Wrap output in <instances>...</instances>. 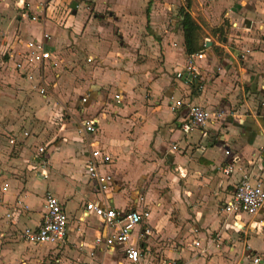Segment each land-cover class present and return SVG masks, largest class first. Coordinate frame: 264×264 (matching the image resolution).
Listing matches in <instances>:
<instances>
[{
  "label": "crops",
  "instance_id": "crops-1",
  "mask_svg": "<svg viewBox=\"0 0 264 264\" xmlns=\"http://www.w3.org/2000/svg\"><path fill=\"white\" fill-rule=\"evenodd\" d=\"M73 3H77L76 10ZM23 4L17 0L14 6L21 10ZM63 5L62 0H52L49 9L31 7L39 18L34 23L40 27L32 39L50 34L48 48L59 64L41 70L48 93L41 95L34 88L36 83L25 79L15 65L13 71L29 88L33 85L44 103L51 91L62 92L61 102H69L67 109L75 122L62 123L57 129L52 121L59 110L41 106L38 115L49 113L51 131L27 140L21 137L33 147L23 180L7 173V161L0 165V212L5 214L0 237L12 235L7 234L6 222L13 224L12 229L39 227L45 206L36 209L35 196L43 195L45 203L52 194L68 216V239L62 246L28 244L38 246L45 257L50 250L64 248L65 254L73 256L70 264H130L123 245L96 244L97 238L104 240L116 231L85 212L84 205L92 201L122 211L149 210L150 218L135 229L130 240L143 255L140 264L171 260L254 264L255 258L264 264V211L248 216L222 210L244 175L264 184V0H191L189 11L201 28L200 43L206 47L204 58L196 61L197 88L175 77L188 67L190 56L180 16L186 0H76L71 3V18L63 13ZM0 6L10 8L7 0ZM51 9H56V15ZM19 19L23 24L26 18ZM62 21L64 26H59L57 22ZM27 41L21 40L23 49L16 52V61ZM88 51L85 64L81 57ZM59 70L64 72L62 77ZM49 74L59 79L49 81ZM172 98L182 99L184 107L174 112ZM1 102L3 119L11 103L5 99V104L3 98ZM189 105L214 113L208 136L182 131ZM91 119L97 121V131L82 132L84 122ZM40 145L50 162L47 179L32 160L34 146ZM96 148L111 158L105 170L114 183L106 197L93 193L86 176L87 160ZM233 158L234 173L226 177L222 168L232 164ZM120 194L123 200L118 201ZM70 203L75 204L72 211ZM146 229L150 234L141 237ZM20 245H7L13 249L5 250L0 259L28 264L19 255L28 259L34 254Z\"/></svg>",
  "mask_w": 264,
  "mask_h": 264
},
{
  "label": "built area",
  "instance_id": "built-area-1",
  "mask_svg": "<svg viewBox=\"0 0 264 264\" xmlns=\"http://www.w3.org/2000/svg\"><path fill=\"white\" fill-rule=\"evenodd\" d=\"M22 8L21 10H24ZM38 16L32 18L33 22H38ZM52 40V36L48 33H43L40 40L32 39L26 42V50L23 55L15 62V69L20 72L25 79L36 83L34 88L39 91L41 95H46L48 89L44 82V75L41 70L50 65L51 67H58V63L54 61L52 51L48 48V42ZM204 53L192 54L188 57V67L184 71L176 73L177 80H183L187 83H194L199 78V67L196 61L202 60ZM38 71L39 73H36ZM38 81V82H37ZM174 99V98H172ZM116 102H120V96L116 95ZM87 101L86 97L83 99ZM184 107L183 100H177L172 105V110L178 111ZM264 110V101L261 105ZM214 113L198 105H189L188 113L185 121H183L181 129L185 134H191L199 131L203 136H208V126L212 122ZM97 121L91 119L84 122L82 132L95 133L97 131ZM30 136L29 132L23 133V138L27 140ZM12 145L16 144V139H10ZM36 147L35 152L32 153V160L37 163V170L44 178H48V168L50 162L45 159L44 154L46 148L44 146ZM177 150V146L173 147ZM227 156L231 155L230 151H226ZM111 158L108 154L103 153L99 148L91 152L90 157L86 163V176L92 184V191L98 197H106L110 192L114 178L105 170L110 163ZM222 168V173L229 177L234 173V162ZM104 168V170H103ZM9 187L8 183L3 186L4 190ZM45 215L43 223L39 227H27L21 231V239L29 245H56L62 246L67 243L68 239V216L62 207L60 201L48 194L45 198ZM84 210L87 214L93 215L95 218L101 219L110 229H115L116 233L109 235L106 239L97 238L96 244H105L108 248H113L116 245H123L125 247L126 260L130 264H140L142 253L138 247L131 245L130 240L133 232L137 227H140L145 221L150 218V212L147 208L142 211H122L106 204L89 201L84 205ZM222 210L228 215L246 214L248 216H256L261 211H264V184L262 182H254L252 177L244 175L233 192L232 198L223 204ZM10 219L11 215L7 214ZM150 230H144L141 237L149 235ZM195 247H200L199 241L193 242ZM202 253L201 255H204ZM254 264L259 263V259H253ZM163 264H180L176 260L164 262Z\"/></svg>",
  "mask_w": 264,
  "mask_h": 264
},
{
  "label": "rangeland",
  "instance_id": "rangeland-1",
  "mask_svg": "<svg viewBox=\"0 0 264 264\" xmlns=\"http://www.w3.org/2000/svg\"><path fill=\"white\" fill-rule=\"evenodd\" d=\"M16 1L17 0H7V2L10 4V8L8 9H3L2 6H0V104L3 105L1 98H3L5 104H7L5 99H8V101L11 103L9 110L5 111L4 118H0V165L2 166V162L7 161L8 166L5 165L7 173L11 174L13 177L20 176L21 180H23V177L21 176L27 172L24 170L27 166L25 163L29 158L30 152L33 148L30 140L29 142L21 141V137L23 138V133L29 132L30 136L28 139H30L31 136L35 135L36 133L41 135L51 131L49 113L44 116L38 115V110L41 108V106H51L49 108L53 111L59 110V113L57 112V118L52 121L55 122L57 129H59L62 123L75 122V120L72 119V116L67 109L70 105L69 102H65L66 104L61 102L60 95L62 92L56 93L55 91H51L50 96L48 95L49 99H47V103H44L43 100L45 99H42L39 93H37V91L32 88L33 85L30 84L31 88H29L13 71L15 61L17 59L16 52L20 51L19 49H23L21 40H30L33 37H36L34 33L40 32V27H38V24L32 21V18L38 14H35V11L31 7L38 6L43 9H49V4L52 0H21V2L24 3L22 6V8H25L24 10H19L16 6H14ZM59 1L61 2V0ZM73 1L76 0H62L65 5L61 7L63 8V13H66L68 18L72 17V10L70 7ZM1 2H3V0H0V3ZM56 9H51L54 15H56ZM45 12L46 10L43 11L44 16L47 14V12ZM80 15L81 13L78 14V18ZM22 17L26 18L23 24L19 19ZM48 20L54 21L50 17ZM63 23L65 22L62 21L60 24L57 22L59 26H64ZM90 53L91 51H88L81 57L85 64L87 63ZM59 71L61 72V70ZM68 71L71 72V70ZM60 72L57 73L59 74ZM61 73L60 77H62L64 72L62 74ZM55 75L56 74H53V76H51L49 74V76H47L48 80H58L59 77H56ZM175 100L176 99H174V102ZM112 105L114 106V102ZM14 112L15 114L13 118L12 115ZM13 137L16 139L15 145L10 143V139ZM160 187L163 189L162 185ZM37 196V201L34 199V203L36 204L35 207L41 211V209L44 208V196L39 194L35 197ZM122 197L123 195L120 194V196H117V200H123ZM68 206H70V211H72L71 209L75 208L74 203H70ZM2 215L4 216L5 214L0 212V223H5L3 222L4 217ZM4 225L9 230L7 234L12 235H10L11 237H0V255H2L5 250L12 251L13 248L8 246L12 243H17L19 245L21 244L20 246L23 249L34 254L33 257H29L28 259L22 258L19 255V259L25 260L28 264H52V262L55 264H70L69 261H72L73 256H70L68 253L65 254L64 248L59 252H56L57 250H50L48 256L45 257V254L43 255L38 252V246H29L25 242L24 243L27 245L21 243L23 242L21 239L22 230L19 229V227L12 229L13 224L11 222H6ZM82 226H84V224ZM9 240L10 242L6 243V241ZM58 249L60 250V248ZM40 250H42V253L45 252V249L40 248ZM55 252L56 254H54ZM9 259L10 258L0 259V264H20L21 262V260L13 261ZM58 260L59 262H57Z\"/></svg>",
  "mask_w": 264,
  "mask_h": 264
},
{
  "label": "trees",
  "instance_id": "trees-1",
  "mask_svg": "<svg viewBox=\"0 0 264 264\" xmlns=\"http://www.w3.org/2000/svg\"><path fill=\"white\" fill-rule=\"evenodd\" d=\"M191 0H186V6L180 11L181 26L184 35V44L186 52L189 55L200 53L206 48L205 45L200 43L201 40V28L199 24L193 19L190 14ZM220 31V29L216 30ZM193 88H197L198 81H195ZM55 264V263H52Z\"/></svg>",
  "mask_w": 264,
  "mask_h": 264
},
{
  "label": "water",
  "instance_id": "water-1",
  "mask_svg": "<svg viewBox=\"0 0 264 264\" xmlns=\"http://www.w3.org/2000/svg\"><path fill=\"white\" fill-rule=\"evenodd\" d=\"M72 7H73V9L76 10V8H77V3H73Z\"/></svg>",
  "mask_w": 264,
  "mask_h": 264
}]
</instances>
